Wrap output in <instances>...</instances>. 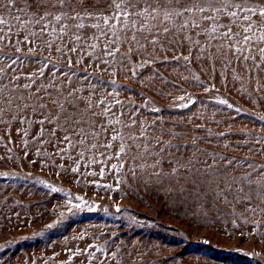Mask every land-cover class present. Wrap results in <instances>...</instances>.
Returning <instances> with one entry per match:
<instances>
[{"label":"rangeland","instance_id":"1","mask_svg":"<svg viewBox=\"0 0 264 264\" xmlns=\"http://www.w3.org/2000/svg\"><path fill=\"white\" fill-rule=\"evenodd\" d=\"M24 3L17 0L11 14L0 11L9 21L0 26V88L5 89V95L11 91L35 103V95H47L45 88L61 100L71 92L68 99L75 97L80 107L88 98L93 105L103 99L114 105L113 111L122 123L110 126L107 133L97 129L100 135L96 140L89 137V145L109 142L112 127L119 135L146 136L147 140L138 141L141 151L135 160L124 154L121 161L99 154L118 152L120 140L112 141L110 149L100 147L95 159V150L85 151L78 161L79 171L73 173L75 165L69 156L76 157L83 151L82 146L69 148L61 159L56 153L66 147L61 142L63 131L49 136L54 125L46 124L44 136L39 137L38 123H20L25 115L31 121L39 119V110L34 115L30 108L17 113L13 106V110L5 111L4 122L0 123V264H264V202L254 195L252 204L258 210L253 212L251 205L233 199L232 194L227 199L224 193L215 198L203 183L200 186L205 191L189 195L191 173L175 164L180 160L187 165L194 158L207 161L213 165L207 170L208 178L219 182L236 177L237 182L231 185L234 189L241 187L238 181L245 175L261 179L254 171L264 166V143L257 145L254 139L264 140V120L259 119L264 116V62L259 56V69L231 52L221 56L216 47L219 36L206 44L208 37L198 34L200 28L170 33L169 41L175 35L182 42L171 46L142 41L141 47L118 41L120 51L109 56L105 41L81 40L76 42L77 51L70 52L73 42L67 37L48 46L45 42L54 37L40 36L38 24L13 18L20 15L22 21H31L38 9L33 4L25 12L17 11ZM83 6L110 11L107 0H84ZM204 23L211 26V22ZM163 24L155 31H160ZM52 26L57 30L60 27L53 22L47 31ZM94 31L85 27L80 34L88 37ZM185 35L201 43L185 40ZM25 37L30 42H25ZM92 43L95 48L87 46ZM201 48L214 55L209 58ZM189 55L185 61L183 56ZM45 61L47 67L39 75ZM25 84L30 88L25 89ZM192 98L196 100L189 105ZM219 100H226L231 107ZM102 107L94 110L99 113ZM93 119L97 124L104 122L99 115ZM24 140L28 141L27 147ZM158 141L172 145L171 149L160 150ZM177 145L183 147L177 151ZM145 146L150 154H145ZM213 155L238 163L226 165L223 159L213 163ZM120 162L125 167L117 176L109 166ZM61 164L63 168L58 167ZM102 167L106 172L103 180L99 177ZM205 167L196 162V168L203 171ZM130 168L136 169L135 178ZM174 168H179L176 174H172ZM213 172L225 175L213 177ZM97 183L110 184L117 190L108 191L97 187ZM52 187L61 191L52 192ZM235 195L247 200L242 192L236 191ZM76 196L95 207L76 208L75 204L81 203L74 200ZM70 198L72 204L68 203ZM116 208L121 212L117 213ZM50 224L56 226L49 229Z\"/></svg>","mask_w":264,"mask_h":264},{"label":"snow or ice","instance_id":"2","mask_svg":"<svg viewBox=\"0 0 264 264\" xmlns=\"http://www.w3.org/2000/svg\"><path fill=\"white\" fill-rule=\"evenodd\" d=\"M17 0H0V5L3 6L0 11L9 12L11 14V9L16 8ZM100 0H97L99 3ZM33 4L38 9L35 13L32 14L31 21L23 20L20 15H15L13 18L22 23H35L40 26V36L49 35L54 37L52 40H48L45 43L48 46H51L55 43L56 39L63 40L65 37L68 40L73 42V46L69 49L70 52H76V42L81 40H95V41H105V52L109 56H114L120 51L119 47H116L117 42L136 44L143 47L142 41L151 44L153 46L163 45L164 43H169L171 46L172 43H182L176 40L175 35L172 37V41H169L167 38L170 33H185L187 30L192 29H201V33L205 34L208 37V40L204 43L211 44V41L219 36V42L216 47L220 52V55L223 56L227 52H231L232 55L236 56L239 60L242 57V60L247 62L251 61L252 68L259 69L261 65L257 63V55L259 60L264 62V0H107L108 13H105L103 10L89 9L84 5V0H33V3H29L28 0H25V3L22 7L17 9L19 12H25L27 9L33 7ZM81 5V7H77ZM43 7L44 11L40 12L39 9ZM52 9H56L53 11ZM255 18V19H254ZM227 19V23L223 21ZM68 20L72 21V24H64L63 21ZM86 21L88 22L86 24ZM164 22L163 27L160 31H155V29L160 28L161 22ZM176 21H180L177 25ZM59 25V29L55 26L51 27V31H47L50 26L53 24ZM204 22H211L209 27ZM9 21L4 18L3 15H0V26L8 24ZM204 24L203 28L201 27ZM119 25V27H118ZM171 25V26H169ZM85 27H91L95 29L91 35L88 37H83L80 34V31ZM76 29L75 32H71V29ZM237 29V30H234ZM242 29V30H241ZM0 32H3V28H0ZM33 35H37L33 33ZM162 37L164 39H162ZM3 37H0L2 40ZM185 40L191 41L197 45L201 42L195 40L193 36L185 35ZM25 42L27 37H25ZM253 45H256L254 48ZM84 45H81L83 47ZM88 47L95 48L96 44L92 43L87 45ZM17 51L19 49L17 48ZM57 51H62V49L57 48ZM128 52H132V48H128ZM201 52H206V49L201 48ZM206 54L211 58L214 54L211 52H206ZM127 59V57H124ZM174 59L179 60L180 57H175ZM185 61L190 59L189 56H183ZM80 61L78 60L77 63ZM151 61H145V63H150ZM16 60H12V64H15ZM69 67L72 66V61H68ZM11 67V65H9ZM47 67V61L44 62L40 69L39 75L43 74L44 69ZM133 71V75H135ZM18 79V77H17ZM32 76L28 77L29 81H32ZM198 80L199 78L196 77ZM115 84V81H112ZM25 89L30 88V84H25L23 86ZM46 96L35 95V103H30L29 100L24 96L13 95L11 91L5 95V89L0 88V123H3V114L5 111L13 110L19 113L24 108H30L32 114H36L39 110L40 118L31 121L27 115H25L21 120V124H29L35 122L38 123L41 127L37 136L42 137L45 134V125L53 124L54 126L49 132V136H55L58 131H63L64 135L61 138V142L66 144L65 148L59 149L56 153L61 156L63 159L62 153L66 152L69 148H75L78 145L82 146L83 151L79 152L76 157L69 156V159L74 163V167L71 168L73 173H76L80 169L78 163L80 157L83 156L85 151H93V159L96 158L99 148L103 147L105 149H110L113 147L112 141H121V145L118 152L115 153H99L100 155H105L106 159H116L121 161V154L127 156L130 159L135 160L136 155L141 151V145L138 143L139 140H147L146 136L136 137L129 134L127 137L119 135L118 130L112 127V134L109 136V142L98 145L92 143L89 145L88 138L91 137L93 140L98 139L100 131L102 130L105 133L108 132L110 126L122 123L115 115L113 111L114 105L111 103H105V100L101 99L96 105H93L91 98L85 100L83 107H80L76 104V98L68 99V96H72V93H67L63 100L60 99V96H53L45 88ZM183 99V97H181ZM120 102L117 100L116 104ZM218 103L222 105H231L227 104L226 100H219ZM49 105L52 106L49 109ZM101 111L97 113L94 109L100 107ZM158 111V109H154ZM90 112L91 116H86L85 113ZM101 116L104 120L103 123L97 124L93 119L96 116ZM264 120V116L259 118ZM89 125L85 127L84 125ZM127 126V124H125ZM24 135L27 136L28 132L25 131ZM172 135H175L174 133ZM220 135H224L221 133ZM78 137V139H73V137ZM35 139V137H34ZM194 141L195 137L192 138ZM255 143L257 145L264 143V140L259 137H254ZM51 143V140L48 141ZM28 141L24 140V146L27 147ZM159 149H171L172 145H165L163 142L158 141ZM183 147L177 145L176 149ZM135 150V151H133ZM197 151H199L197 149ZM264 151V149H262ZM145 154H150L148 152L147 146H145ZM27 155V153H25ZM3 159V158H0ZM217 159H223L226 165L235 166L236 163L231 158L217 157L213 155V163ZM196 162H199L206 167L203 169L196 168ZM103 163V161H102ZM156 163H159V158L156 160ZM176 165L185 167L188 172L191 173L189 179L192 180L191 188L188 191V194H193L195 192H203L205 188L200 185L207 184L208 189L211 190L215 198H219L221 193H224V198L227 199V195L232 194L233 199H237L241 203H248L251 205V211H257L256 205L252 204L253 196L260 199L264 202V166L254 168L252 164H249V168H254L256 176L261 177L260 180H256L255 176L251 174L245 175L239 178V183L241 187L239 189H234L231 185L234 182H237L236 177H232L227 181H217L215 179L208 178V169L212 168V164H208L207 161H199L198 158L194 160H189L187 165L183 161H175ZM155 166V165H153ZM63 168L64 165L61 164L58 166ZM125 167L124 162L112 163L109 166V171L114 172L117 176L120 174L121 170ZM133 178L136 175V169L130 168ZM179 171V168H174L172 174H176ZM89 175L96 176V172H90ZM106 172L102 167L99 170V177L101 180L105 177ZM158 175V173H157ZM225 175L224 172H213L211 176L219 177ZM201 176H204L205 179L201 180ZM40 183H43L41 181ZM116 184H120V180H116ZM247 185V188L244 185ZM97 187L104 188L108 191H116L110 184H101L97 183ZM217 189L219 191H217ZM52 192L61 191L56 187L51 188ZM239 191L247 197L246 201L240 200L239 197L235 195V192ZM68 195V194H66ZM75 201L81 202L76 203L75 207L80 208L82 205L84 207L94 208L95 206H89L86 202H83L82 197L76 196ZM73 198H70L68 203L72 204ZM107 211V209H104ZM117 213L121 212L120 208H116ZM56 224L48 225L49 229H52ZM87 255L92 256L91 252H87Z\"/></svg>","mask_w":264,"mask_h":264},{"label":"water","instance_id":"3","mask_svg":"<svg viewBox=\"0 0 264 264\" xmlns=\"http://www.w3.org/2000/svg\"><path fill=\"white\" fill-rule=\"evenodd\" d=\"M195 98H192V100H191V102H190V104L189 105H192L194 102H195ZM189 105H187V106H185V107H188Z\"/></svg>","mask_w":264,"mask_h":264}]
</instances>
